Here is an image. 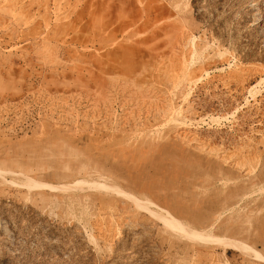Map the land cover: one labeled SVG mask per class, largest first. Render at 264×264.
<instances>
[{
    "label": "rangeland",
    "instance_id": "rangeland-1",
    "mask_svg": "<svg viewBox=\"0 0 264 264\" xmlns=\"http://www.w3.org/2000/svg\"><path fill=\"white\" fill-rule=\"evenodd\" d=\"M0 264H264V0H0Z\"/></svg>",
    "mask_w": 264,
    "mask_h": 264
},
{
    "label": "bare ground",
    "instance_id": "bare-ground-1",
    "mask_svg": "<svg viewBox=\"0 0 264 264\" xmlns=\"http://www.w3.org/2000/svg\"><path fill=\"white\" fill-rule=\"evenodd\" d=\"M102 186H104V185H102ZM164 215H166V214H164ZM158 219L160 220V222L165 227L169 228L170 230H172L174 232H178V233L184 235V232H185L184 230H186V228L181 223H179L178 221H175L171 217H168V216H160Z\"/></svg>",
    "mask_w": 264,
    "mask_h": 264
}]
</instances>
